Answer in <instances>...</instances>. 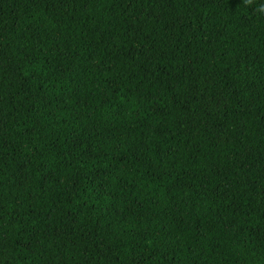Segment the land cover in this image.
I'll return each mask as SVG.
<instances>
[{"label":"trees","instance_id":"1","mask_svg":"<svg viewBox=\"0 0 264 264\" xmlns=\"http://www.w3.org/2000/svg\"><path fill=\"white\" fill-rule=\"evenodd\" d=\"M0 264H264V0H0Z\"/></svg>","mask_w":264,"mask_h":264}]
</instances>
